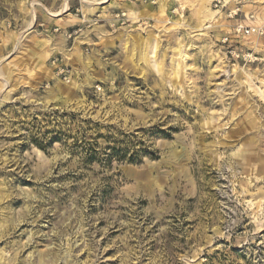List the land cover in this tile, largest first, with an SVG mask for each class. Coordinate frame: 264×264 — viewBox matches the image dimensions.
<instances>
[{"label": "rangeland", "instance_id": "1", "mask_svg": "<svg viewBox=\"0 0 264 264\" xmlns=\"http://www.w3.org/2000/svg\"><path fill=\"white\" fill-rule=\"evenodd\" d=\"M69 1L0 0V264H264V0Z\"/></svg>", "mask_w": 264, "mask_h": 264}, {"label": "built area", "instance_id": "2", "mask_svg": "<svg viewBox=\"0 0 264 264\" xmlns=\"http://www.w3.org/2000/svg\"><path fill=\"white\" fill-rule=\"evenodd\" d=\"M130 1H134V2H142L144 4L148 3L151 5L156 4L157 0H130ZM219 3V2H218ZM116 21L117 20H125L126 15L125 13H115L114 17H113ZM252 18V16H250V19ZM123 22V21H122ZM58 29H55V32H57ZM255 31L257 32V34L259 35H263L264 32L260 31V29H256V28H252L250 25L247 24H243V23H236L233 27V34L235 35V38H248L251 34L255 33ZM70 38V35H69ZM222 44H226L228 43V39L224 38L221 40ZM230 54H234L233 52L229 51ZM237 56V55H236ZM57 60H54L53 63L55 64ZM55 70H56V75L58 77H60L63 81L68 82L69 78H71L70 75V69L64 65L61 64H57L55 66Z\"/></svg>", "mask_w": 264, "mask_h": 264}, {"label": "bare ground", "instance_id": "3", "mask_svg": "<svg viewBox=\"0 0 264 264\" xmlns=\"http://www.w3.org/2000/svg\"><path fill=\"white\" fill-rule=\"evenodd\" d=\"M110 0H104L102 3H98V5L99 4H101V5H103V3L104 4H106V3H108ZM212 0H206L205 1V4H207V5H209L210 4V2H211ZM68 2H69V0H63V4H62V13L63 12H66L67 10H68ZM85 2V1H84ZM86 3V2H85ZM160 5H161V3H160ZM95 6H97V4H95ZM100 7V6H99ZM205 8H204V11H203V13H204V17H202L203 18V20L204 21H209L211 18H212V16H213V13H212V11H210L206 6H204ZM95 9H97V7L95 8ZM29 10H30V14H31V21H30V27L33 25V23L35 22V14H36V12H35V10H34V7H33V5H30L29 6ZM60 14V13H59ZM59 14H51V16L52 17H54V18H56V17H58V15ZM48 15H50V14H48ZM203 23V22H202ZM16 41V40H15ZM15 43V42H14ZM16 44V45H15ZM14 45V47H17V46H19V41L17 42V43H15ZM130 44V43H129ZM131 46V45H130ZM128 49V48H127ZM177 53H178V55H179V57L178 58H180V59H182L183 57H184V54H182V49H179L178 51H177ZM129 54V53H128ZM177 55V56H178ZM132 60V59H131ZM176 72V71H175ZM72 83H74V82H72ZM77 87H79V85L77 86ZM54 255H55V253H54ZM59 256V255H58ZM55 257V256H54ZM59 258V257H58ZM57 262V261H56Z\"/></svg>", "mask_w": 264, "mask_h": 264}, {"label": "crops", "instance_id": "4", "mask_svg": "<svg viewBox=\"0 0 264 264\" xmlns=\"http://www.w3.org/2000/svg\"><path fill=\"white\" fill-rule=\"evenodd\" d=\"M70 2V1H69ZM69 2H68V8H69ZM131 4V3H130ZM133 6H136V3L135 4H131ZM140 6H150L151 4H143V3H139ZM115 0H110L109 3H107L103 8L102 10H99L98 12H102V13H107L110 9L112 8H115ZM125 6L124 8H126L128 6V1L125 0L124 3L120 4L119 7H123ZM122 11V10H121Z\"/></svg>", "mask_w": 264, "mask_h": 264}]
</instances>
